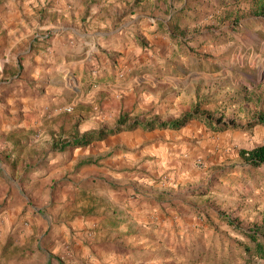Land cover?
Instances as JSON below:
<instances>
[{"label": "rangeland", "instance_id": "rangeland-1", "mask_svg": "<svg viewBox=\"0 0 264 264\" xmlns=\"http://www.w3.org/2000/svg\"><path fill=\"white\" fill-rule=\"evenodd\" d=\"M194 1L199 21L185 37L223 28L237 40H197L182 50L153 36V21L167 20L183 0H68L92 9L82 12L75 28L84 33L81 41L95 30L116 31L135 14L145 20L128 32V51L99 38L85 44H94V57L75 71L67 63L38 70L34 62L26 69L22 62L0 60V264H215L225 240L217 213L246 227L262 222L264 175L261 169L243 171L239 149L264 143L263 124L214 130L195 119L181 130L139 127L54 150L85 132L112 128L122 116L129 123L168 120L197 109L213 122L246 126L264 113V0ZM13 2L0 0V8ZM55 2L47 0L48 12ZM94 8L114 16L112 25L89 24ZM53 22L35 30V41L72 31ZM243 23L252 30L233 27ZM135 32L153 36L154 44L140 46L131 39ZM9 39L0 42V58L7 56ZM231 165L236 171L216 175ZM128 189L130 195L160 196L165 205L191 204L194 213L162 217L159 230L83 227L90 215L102 222L101 208ZM208 217L219 225L210 226ZM63 223L68 230H60ZM9 239L13 245L3 253Z\"/></svg>", "mask_w": 264, "mask_h": 264}, {"label": "crops", "instance_id": "crops-1", "mask_svg": "<svg viewBox=\"0 0 264 264\" xmlns=\"http://www.w3.org/2000/svg\"><path fill=\"white\" fill-rule=\"evenodd\" d=\"M83 11H87L89 13L92 9H87L84 6L72 7L68 4V0H56L53 4L52 10H49V12L47 11V0H34L32 3H30L29 0H14L8 9L2 10L0 8V42L4 38L5 40H8L11 37L7 48V56L6 58H0V60L5 59L7 61H11V65H16L17 63L19 64V62H22L26 69H28L32 65L31 63L34 62L38 70L46 67H52L57 63L59 66H63L67 63L68 67L73 68L75 71L78 64H85L86 60L89 59V55L92 54V57H94V44L88 49H85V44L95 43L94 39L99 38L109 43L106 44L107 47H113L116 45L114 47L120 49V51H128V49H125V43H127L126 41L130 40L128 38V32H133L131 28L134 25L137 26L145 20V18H141L139 17L140 15L135 14L130 20H122L121 23L119 22L120 27L117 28L116 31L95 30L94 32L88 33V36H91L88 40L81 41L79 36L82 37L84 33H78L75 28L81 24V15ZM47 12L53 13L54 20H49ZM120 13L121 12H119V14ZM90 18H92L91 22H89ZM114 20V16L111 17V19L103 17L101 8H94L93 13L86 19L89 24L93 23L96 26V23H98L103 27L111 26L112 21ZM53 21H55L58 26H62L63 28H72V31L58 33L54 38L49 40L44 39L45 36H42L41 39H38L39 42L35 41L33 38L35 30L38 27L46 28L51 26L54 24ZM198 21L199 20H197V23ZM153 22L157 25L155 21ZM197 23H193V25H197ZM246 24L248 25V23H243V29L248 31L252 30L247 27ZM254 27L255 26H253V28ZM155 28L154 30H150L154 32L153 36H161L168 39L169 43H171V38L168 34L155 32ZM219 29L227 31L228 36L217 33V30ZM219 29H213L212 31H208L206 34H203L200 41L204 40L208 43L211 39L218 38L217 43H219L218 40H222L221 42L224 41L223 37L237 40V36L233 34L234 32L223 28ZM238 30H241V28ZM255 33L258 34V32ZM135 34L136 32L130 34L132 35L131 39H133ZM241 34L244 35L243 32L239 35ZM137 35L147 38L149 46L154 44L152 42L154 40L153 36L146 35L145 37V35L140 33ZM76 38L78 40H76ZM110 41H113L114 44ZM119 41L122 42L120 43ZM188 43H193V41H189ZM153 61L154 60H151V63H153ZM196 63L205 64V61L197 58ZM6 64L7 63L4 61L3 66ZM115 67H117V65ZM110 72L111 70L108 71V73ZM194 121L195 119H193L191 123H194ZM188 125H190V122L186 126ZM139 185L136 187H140ZM130 193L132 192L128 189L129 195L125 194L122 196L110 197V205L101 208V214L99 217L102 216L103 221L100 222L99 218H96L95 215H90L87 220L83 222V227L95 226L99 227V229L101 227L102 230H159L157 224H159L161 220L165 219L166 216L168 219L173 220L175 218H179V215L184 216L185 213L192 214L195 210L191 204L178 203L176 205H165L166 200H163V198L157 195H130ZM156 193H158V191ZM86 212H88V209ZM198 212L199 211H197V213ZM197 216H202V213ZM205 216L206 215L203 214L202 217L206 218ZM151 223H154V225H151ZM60 230L68 229L63 223ZM25 232L28 231L26 230ZM29 233L28 235H31L34 232L30 231Z\"/></svg>", "mask_w": 264, "mask_h": 264}, {"label": "trees", "instance_id": "trees-1", "mask_svg": "<svg viewBox=\"0 0 264 264\" xmlns=\"http://www.w3.org/2000/svg\"><path fill=\"white\" fill-rule=\"evenodd\" d=\"M199 5L200 4L196 3L194 0H183V4L180 7L175 8L167 20L159 18L155 20L157 23L155 32L168 34L171 38V41L178 44L179 48L182 50L185 49L189 41L200 40L202 38L201 33H196L194 37L192 36L187 38L184 36L186 30L191 26V24L197 23L198 18L197 14L193 12V7ZM260 10L264 12V1L260 4ZM233 25V27L236 29L243 27V25ZM217 33L228 36L227 31L222 29L217 30ZM217 39L218 38H213L211 41H217ZM133 41L144 48L149 46V42L142 36L135 35L133 37ZM221 41L222 40H218L219 43ZM193 119H198L204 122L208 127H211L214 130H224L228 128L247 129L253 128L260 124L264 125V113L258 114L246 126L229 124L226 121H222V119H217L213 122V120L210 118L199 113L197 109L194 111L185 112L177 118L168 120H158L156 118L139 120V118H136L133 122L129 123L126 116H122L114 127H103L98 130L85 132L82 135H78L60 143V146L54 147V150L61 151L68 147L86 146L93 143L94 141L104 140L109 136L120 133L124 130H131L139 127L147 131H151L156 128L181 129ZM239 155L242 160L241 166L243 171L261 169L264 175V143L255 145L251 148H240ZM29 171L31 172L35 170ZM234 171H236V165L223 166L216 171V175H224ZM198 213L201 214L202 212L199 211ZM216 216L221 221L220 224L223 223L225 225V232H223V237H225V240L221 242V250L223 254L220 256L218 262L214 263L264 264V215L261 223H255L247 227L238 222L237 218L219 213H217ZM207 222L213 228H216L219 225L215 222V220L209 217L207 218ZM226 241L228 242L226 243ZM12 245L13 241L9 239L4 245L3 253H6L8 248ZM200 257H203V255L200 254Z\"/></svg>", "mask_w": 264, "mask_h": 264}, {"label": "built area", "instance_id": "built-area-1", "mask_svg": "<svg viewBox=\"0 0 264 264\" xmlns=\"http://www.w3.org/2000/svg\"><path fill=\"white\" fill-rule=\"evenodd\" d=\"M71 108H68V110H70Z\"/></svg>", "mask_w": 264, "mask_h": 264}]
</instances>
